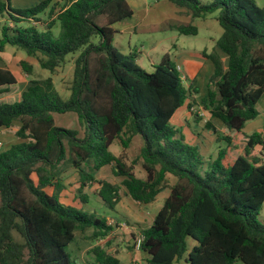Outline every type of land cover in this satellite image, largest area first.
<instances>
[{
	"label": "trees",
	"instance_id": "trees-1",
	"mask_svg": "<svg viewBox=\"0 0 264 264\" xmlns=\"http://www.w3.org/2000/svg\"><path fill=\"white\" fill-rule=\"evenodd\" d=\"M54 1L13 9L0 0V54L5 46L23 50L51 74L68 59L73 63L66 99L48 76L30 79L17 101L0 102V128L18 122L15 135L23 140L0 151V264H80L65 250L75 233L91 227L97 239L110 226L102 216L59 201L61 176L76 170L85 202L82 189L104 166L121 179L120 185L98 181L97 195L110 209L121 199V186L140 204L169 189L151 224L141 229L144 264L183 258L186 264H264V218H258L264 203V123L262 132L243 131L259 115L256 105L264 95V6L255 0H167L192 20L214 14L222 29L214 49L202 52L212 72L201 103L232 134L217 136L226 146L205 166L198 147L170 124L189 89L169 52L148 72L135 63V52L124 54L113 45L114 25L133 16L128 0H66L59 7ZM175 29L197 33L192 21ZM20 66L31 74L30 64ZM16 82L13 72L0 68V86ZM65 113L76 115V128L55 124L54 114ZM205 127L214 130L210 121ZM134 136L142 142L145 178L110 151L114 141L126 148ZM235 138L243 146L231 158L228 147ZM91 251L95 264H121L118 254L99 245Z\"/></svg>",
	"mask_w": 264,
	"mask_h": 264
},
{
	"label": "rangeland",
	"instance_id": "rangeland-1",
	"mask_svg": "<svg viewBox=\"0 0 264 264\" xmlns=\"http://www.w3.org/2000/svg\"><path fill=\"white\" fill-rule=\"evenodd\" d=\"M137 1L128 0L134 12L132 18L126 19L124 21H130L129 26H126L123 21L114 25V28L117 30V32L115 33L113 45L124 54L133 53L135 49L141 51V54L135 58V63L148 72L153 71L155 65L159 63L164 53L169 52L171 62L176 64V56L178 55L177 49H180L179 47H184L192 52H199L204 48L209 49V37L212 36L214 38L216 35H218L217 32L214 33V30H209L200 26L196 35L180 34L174 29H169L167 25L164 26L165 22H169V20L174 15V12H171L169 6L160 4L158 7L150 10L147 8L146 4L144 5L141 3L142 1ZM202 1L203 3H206L205 0ZM257 1L258 3H256L259 6H264V0ZM65 2L66 0H62L61 4ZM164 3L170 5L173 8H177L167 0H165ZM46 13L47 11L39 13V17L45 18L47 15ZM159 14L161 15V18L159 17ZM178 14L180 16H189V19H187L190 22H193L186 10L178 8ZM180 19H183V17ZM3 21L4 20H0V29ZM140 22H144L143 26L150 25L152 28H156L151 32H149V30L152 28H147V33L144 32L145 30L143 29L138 34V36H136L134 33H129L128 31L125 32L126 29H129L131 26H133V23L137 24ZM177 22L180 23V21ZM181 23L185 22L181 21ZM219 28L220 27L218 23H215V29ZM54 31L57 33V27L54 28ZM97 38L98 37H94L93 41H97ZM152 43L155 45L151 46ZM173 44H176V46L173 47ZM14 50L15 51H11L14 52L10 58L11 60H9L7 57L4 63L11 62V67L13 69L19 70L23 74H27L19 65V62L21 61L27 62L32 67L30 76L31 79H42L52 76L55 88L60 96H62L64 99L69 96L70 92L68 88L72 79L73 71V66H71V63H65L61 67L57 68L54 74H51L48 70L40 67L36 58L28 56L23 50L17 48ZM14 54H16V56H14ZM24 57L32 60V62L24 60ZM15 59L20 60L16 62ZM14 62H16V66H13ZM207 64H210V62ZM179 67L180 73L183 75L182 77L185 87L189 89V97L185 105L176 110L170 120V124L178 128V130L184 134L185 140L187 142L198 147L199 154L201 155L202 160L205 162L204 165L206 166L207 163L211 162L216 157L219 148L226 146V142L222 139L217 141V136L223 138L225 135H231L232 132H229L219 120L212 118L209 112L202 106L201 99L206 94V83L210 75L209 72H205L207 67L204 68L205 73L199 75L196 74L194 77L188 76L189 74L182 68V66L179 65ZM193 88H197V92H195ZM4 101L8 103L14 102L9 99ZM256 107L259 110V115L254 120L247 121L245 123V127L243 128V131L247 134L256 131L257 127L262 128L259 132L263 131L264 95L260 98ZM196 115H198L200 118L198 121L196 119ZM206 121L211 122L214 130L205 127ZM55 124L59 127L76 128L78 121L74 113H68L64 115L57 114L55 116ZM237 139L239 138H235L228 147L230 153L229 156L231 158L235 157L238 154L240 148L243 146V141ZM0 141L2 142L0 151L7 150L13 145L23 142L22 139L14 135L12 129L3 130L0 132ZM141 146V140L137 136H134L126 148L122 147L120 140L114 141L110 146V151L115 155H122L127 164H132L134 174L138 177H142L146 176V174L141 165ZM262 158L264 159V152H262ZM98 174H101V176L97 177ZM112 174L113 173L109 171V167H104V169L101 168L96 173V181L87 182L85 187L82 189V194H86L87 197L85 202L80 199L81 193L78 192L79 179L76 170L68 169L61 176L62 188L58 192V197H60L64 203L75 201L78 207L82 208V210L99 217H104L107 220V225L110 226L109 229H106V236L98 237L97 239L94 238L92 234L93 228L91 227L85 229L84 231H77L75 233L74 240L68 246H66L65 250L69 254L70 259L76 258L80 264H91V262H94L95 264L94 255L91 251L94 245H99L105 248L108 252H115L116 254L120 255L121 260L123 261L127 260L129 255L133 257L135 252H140V249L135 247V238L141 234V231H139L138 227L134 225L132 221H129V219H132V214L130 213V209H125V207L128 206L127 203L129 201L131 202V199L126 198L123 195L124 193L122 191V187L119 189V194L122 198V201L117 203L113 209L108 208L97 195L100 189V184L98 181L103 180L112 184H116L118 182L119 179H116ZM169 178H172V180L174 179L170 176L168 179ZM46 190L49 193L54 192L53 187H48ZM166 194V191L160 192L153 203L150 204V208L153 211L156 212L158 207L162 205ZM148 215L145 220H148ZM258 218L260 220L264 218V203L261 207ZM13 236L17 242L21 243L23 241L16 231H13ZM192 244H194V241L189 239V245ZM24 253H27V249H24ZM144 262V260L139 258V260H135L133 264H144Z\"/></svg>",
	"mask_w": 264,
	"mask_h": 264
},
{
	"label": "crops",
	"instance_id": "crops-1",
	"mask_svg": "<svg viewBox=\"0 0 264 264\" xmlns=\"http://www.w3.org/2000/svg\"><path fill=\"white\" fill-rule=\"evenodd\" d=\"M8 1H9V6L11 8H13V9H24V8H28V7H32V6L36 5L41 0H8ZM140 1H142L141 3H143L144 5L146 4L147 8L150 9V10L158 7L160 4H164L165 6L166 5L169 6L170 7L169 9L171 10V12H174V15L169 20V22L166 21L165 24H164V26L167 25V27L169 29L176 30L175 29V25L181 24V21H183L185 23L189 22V20H188L189 19L188 18L189 16L188 17H186V16H180L178 14V8H173L170 5L164 3L165 0H161V1H159V0H140ZM54 2H55V4L57 3V7H59L61 5V3H62V0H55ZM255 2L258 3L257 0H255ZM160 16L161 15L159 14V17ZM132 17H130V18H132ZM182 17H183V19H180ZM127 19H129V18H127ZM0 20H3V19H0ZM125 20H123V23L126 26H129V22L130 21L124 22ZM177 21H180V23H178ZM120 22H122V21H120ZM117 23H119V22H117ZM143 23L144 22H140V23H137V24L133 23V26H131L129 29H126L125 32L128 31L129 33H134L136 36H138V34L141 32V30L144 29L145 30L144 32L147 33V31H146L147 28H152V27L150 25L143 26ZM192 23L197 27V33H198L199 26H200V27H205V28H207L209 30H214V33L217 32L218 35H216V37H214V38L212 36L209 37V40H210V48L209 49L204 48L203 50H201L199 52H192V51H190V50H188V49H186L184 47H179L180 49H177L178 50V53H177L178 55L176 56V64L175 65L176 66L177 65L178 66L179 65L182 66V68L189 74L188 76H191V77H194L196 74H198V75L199 74H203L205 72H207V73L209 72L211 74V72H212V64H211V62L208 59H206L205 57H203L202 52L203 51H206V52L209 53V52H211L214 49L215 41L220 36V34L222 32V29H221L220 26H219L220 27L219 29H215V23H217V21L215 19V15L214 14H208V15H206L203 18L194 19ZM155 28L156 27H153L152 29L149 30V32L153 31ZM154 45H155L154 43L151 44V46H154ZM175 46H176V44H173V47H175ZM14 49L15 48L12 47V46H5L4 51L0 54V68H7V69H9L17 77V82L16 83L10 84V85L0 86V102H5L4 100H6V99H9L11 101H17L20 98L21 92L27 87V85L29 84V80L31 79L30 78L31 74L30 75L23 74V73H21V71L16 70V69H13L11 67L12 66L11 62L4 63V61H5V59L7 57L9 58V60H11L10 58L12 57V55L14 53V52H11V51L12 50L15 51ZM134 52L137 54V56H139L141 54V51H138L136 49H135ZM14 56H16V54H14ZM222 59L224 60V57L223 56H222ZM19 60L20 59H15L16 62L19 61ZM24 60H27V61L32 62V60H29L26 57H24ZM16 62L13 63V66H16ZM68 62L71 63V66H73V63L71 61L68 60ZM208 62H210V64H207ZM19 65H20V62H19ZM205 67H207V69L204 72V70H205L204 68ZM208 67H209V69H208ZM53 82H54V80H53ZM65 114H68V113H65ZM56 115L57 114H54V119H55V116ZM18 126H19L18 125V122H14L13 126H11L10 128H7V129L0 128V132H2L3 130H8V129L10 130V129H12L13 130V133L15 135V131L17 130ZM261 129L262 128L257 127L256 128V131H261ZM250 132H252V131H250ZM104 167H109V171L112 173L110 166H104ZM104 167H102V169H104ZM100 176H101V174H98L97 175V177H100ZM113 176L116 179L117 178L119 179L116 184L117 185H120L121 184L120 183L121 179L119 177L115 176V175H113ZM139 178H145V176H142V177H139ZM174 181H175V179L172 180V178H169V183L170 184L174 183ZM121 187H122V191L124 193L123 195L126 198H129L127 195H125L123 186H121ZM162 191H166V193H167L166 196H165V198H166L168 196V194H169V189L166 188V189H164ZM156 197H155V199H156ZM165 198H164V200H165ZM59 201L61 203H63V204H70V203H72V204H75L78 207V205L76 204L75 201H70L68 203H64L60 197H59ZM121 201H122V198L120 199L119 202H121ZM151 203H153V202H151ZM151 203H148V204H140V203L135 202V201H133L131 199V202L129 201L127 203L128 206L125 207V209H128L129 208L130 209V213L132 214V219H129V221H132V223H134V225H136L138 227L139 231H141V229L143 227H146V226H148V225L151 224L154 215L156 214V212L162 206V205H160L158 207L157 211L155 212V211H153L150 208V204ZM147 215H148L149 218H148V220H145V218L147 217ZM190 246H192V245H190ZM118 258L120 259L121 264H133V262H135V260L136 261L139 260V258H141L142 260L145 261V259L147 258V255L140 250V252H135V254L133 255V257L129 255L127 257V260H125V261L121 260L120 255H118ZM130 262H132V263H130ZM91 264H94V262H91ZM172 264H186V262H185V260L183 258V259L174 261Z\"/></svg>",
	"mask_w": 264,
	"mask_h": 264
},
{
	"label": "built area",
	"instance_id": "built-area-1",
	"mask_svg": "<svg viewBox=\"0 0 264 264\" xmlns=\"http://www.w3.org/2000/svg\"><path fill=\"white\" fill-rule=\"evenodd\" d=\"M177 69H178V71H180V67L177 65ZM183 75L181 74V77H182ZM182 79H183V77H182ZM0 146H2V142L0 141ZM143 241V235H142V233L140 234V235H138V236H136V238H135V247L137 248V249H139L140 248V244H141V242Z\"/></svg>",
	"mask_w": 264,
	"mask_h": 264
}]
</instances>
